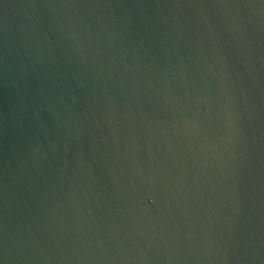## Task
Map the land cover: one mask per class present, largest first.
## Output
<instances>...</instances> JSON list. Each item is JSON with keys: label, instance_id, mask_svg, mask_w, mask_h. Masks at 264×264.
I'll return each mask as SVG.
<instances>
[{"label": "water", "instance_id": "95a60500", "mask_svg": "<svg viewBox=\"0 0 264 264\" xmlns=\"http://www.w3.org/2000/svg\"><path fill=\"white\" fill-rule=\"evenodd\" d=\"M0 264H264V0H0Z\"/></svg>", "mask_w": 264, "mask_h": 264}]
</instances>
